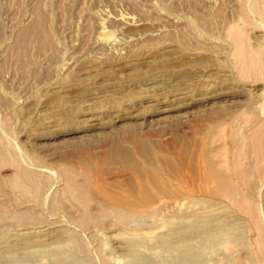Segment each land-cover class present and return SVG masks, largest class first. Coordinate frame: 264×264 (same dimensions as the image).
I'll use <instances>...</instances> for the list:
<instances>
[{"label": "rangeland", "instance_id": "1", "mask_svg": "<svg viewBox=\"0 0 264 264\" xmlns=\"http://www.w3.org/2000/svg\"><path fill=\"white\" fill-rule=\"evenodd\" d=\"M187 172L264 264V0H0V264H141Z\"/></svg>", "mask_w": 264, "mask_h": 264}, {"label": "bare ground", "instance_id": "2", "mask_svg": "<svg viewBox=\"0 0 264 264\" xmlns=\"http://www.w3.org/2000/svg\"><path fill=\"white\" fill-rule=\"evenodd\" d=\"M186 175L190 179L189 184L186 185L179 192H176L174 195L171 194L176 199V200L172 199L173 202L176 201L181 206H187V210L185 214H183V216H181L179 219H176V221L174 217L170 219H165L163 221V224L164 226L167 227L166 233L159 237L156 236L158 237L157 238L158 240L156 239L157 242H155L154 239L155 242L154 244L153 243L151 244L150 241H145V240L130 242L128 244V248H129L128 253H130L132 262L141 263V264H152L150 263L151 262L150 258H148L149 256L147 257V255L140 254L139 252L140 250L143 251L144 249L150 251L151 249H153V247L156 246L158 249H161L162 251H166L170 255L175 254L176 252H178L179 248H182L183 251L182 250L181 251L184 252L185 260L188 263L200 264L202 263L201 261L202 258L204 257L203 256L204 254L209 255L210 253L207 252H214L217 248L223 247L224 245H227L233 239H235L233 235L231 221L230 222L222 221V218L221 220H219L220 218L214 216L213 217L217 219H214L213 217L207 218L199 212L197 206H199L202 202H204L202 198L199 197V194L201 193V187H200L201 178L198 175L195 177H191V174L189 175L188 172L186 173ZM144 195L145 194L143 192L142 196ZM172 196L169 199H171ZM140 199L141 200L135 202L124 200L123 202H121L122 204L121 203L120 204L121 205L124 204L125 206L129 205L131 206L132 209L135 208V206L139 207V205L140 206L142 205L140 204V202L145 199L142 198ZM171 239H176L177 243L173 244L172 242L173 240L170 241ZM61 254L54 255L51 264L71 263L67 257Z\"/></svg>", "mask_w": 264, "mask_h": 264}]
</instances>
